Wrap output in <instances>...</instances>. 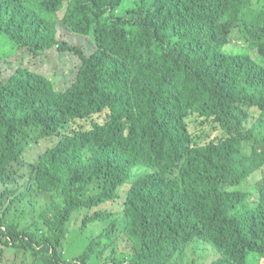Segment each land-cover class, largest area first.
I'll return each mask as SVG.
<instances>
[{
	"label": "trees",
	"instance_id": "16d2710c",
	"mask_svg": "<svg viewBox=\"0 0 264 264\" xmlns=\"http://www.w3.org/2000/svg\"><path fill=\"white\" fill-rule=\"evenodd\" d=\"M251 1L0 0L4 58L19 64L0 76L1 256L170 264L200 241L216 252L205 264L264 262V177L256 192L224 190L264 168V103L254 93L264 89V0ZM57 54L79 61L69 83L36 65L57 64ZM99 60L130 81L103 80ZM246 107L262 110L247 130ZM41 138L51 146L23 172L17 164ZM21 172L25 193L51 197L33 222L10 217L16 199L5 203ZM84 210L73 237L69 222ZM122 218L138 249L108 261V242L88 240L85 225L104 222L114 241ZM70 238L80 249L72 255Z\"/></svg>",
	"mask_w": 264,
	"mask_h": 264
},
{
	"label": "rangeland",
	"instance_id": "374dc122",
	"mask_svg": "<svg viewBox=\"0 0 264 264\" xmlns=\"http://www.w3.org/2000/svg\"><path fill=\"white\" fill-rule=\"evenodd\" d=\"M260 1L261 0H252L251 4H253L254 6H258L261 4ZM58 31L62 38L64 37L69 41L71 40L74 44H78L83 47V49L86 48L87 43L85 38L74 37L76 40H73V35L67 34L68 30L61 28V26H58ZM244 42L245 41L233 40L229 45L232 48L239 49L247 47ZM10 47L11 42L0 44V76L3 78H6L13 74L19 66V64L14 61L12 57L4 58L7 52L10 51ZM226 50L229 51L228 49ZM99 56H101V52H98V54L95 56L94 61H96ZM253 59L256 61H260L261 58L257 57L256 52H254ZM46 61V59L35 60V62H37L36 65L41 66V71L46 73L48 76L50 74L56 73L59 75L58 79L60 77L61 79L65 80L66 83H69V81L73 78L76 72V68L79 65V61L77 58H71L68 55L64 54H57V64L52 62L54 61V59H51L50 62ZM101 61L102 60H99L95 64L97 65V67L102 68L103 80L107 79L108 81L113 80L120 81L123 83H128L130 81L132 75L127 72L122 66L116 65L113 67H109L107 64H104ZM121 68H123L125 72H123ZM73 69L75 70V72L73 71ZM254 93L255 96L258 98V101L264 103V89H257L254 91ZM245 109L248 112L249 116L244 125L245 129L247 130L258 122V120L261 118L262 110L259 107H246ZM27 139L30 142L31 139L29 137ZM50 146V142L44 138H41L40 141L37 143L32 142L31 146L28 145V147L26 148V152L23 155L24 159H22L17 165L21 167L23 172H26L29 166V162H33L39 153L45 151ZM245 147L246 150L249 152L250 146L246 145ZM22 174V172L17 174L18 182L13 185V188L18 192L13 195H7L5 203L7 204L12 199H16V210L12 211L10 217H19V219L27 218L29 222H33L37 218L39 212L45 206L44 204L51 200V197L45 193H41L39 194V196H36L35 192H32V194L25 193L24 189L26 179L21 177L23 176ZM263 177L264 168L259 171H256L251 177L247 178L241 183L227 184L226 186H224V190L226 192L243 191L248 193L251 190H254V192H256L258 189L257 183ZM121 200L123 201V199ZM121 207L122 204H117L114 209L120 210ZM21 210L22 212L20 213ZM85 213V210L78 213H74L72 220L69 222V230L73 233V237L78 236ZM124 226L125 220L122 218L118 226V233L120 232V234L117 240L112 241L105 234L107 225L104 222H97L93 224L87 223L85 225V229L88 231L87 239L95 240L97 242H102V239H105V242H108L106 246H109L106 251V256L108 257H106V260L111 261L115 257H120L122 254H127L128 252H132L133 250L138 249V247H133L132 242L128 241L127 238L122 236L121 231L123 230ZM73 240L75 239L70 238L67 242L66 247V250L70 251L71 255L74 253L76 254L80 251L79 248H73V245H76V243H74L75 241ZM99 248L102 247H98V249ZM215 254L216 252L214 251V249L206 245V242L197 241L193 245L182 248L177 253L176 257L173 259L171 264H193L194 261L198 262V264H205L207 262H211L215 258ZM73 257H76V255H73ZM32 260L33 259L31 256L28 257L27 254L22 252L14 254L13 252L10 253V251L6 252L5 250L4 255H0V264H32ZM262 264H264V262Z\"/></svg>",
	"mask_w": 264,
	"mask_h": 264
},
{
	"label": "clouds",
	"instance_id": "9594fccd",
	"mask_svg": "<svg viewBox=\"0 0 264 264\" xmlns=\"http://www.w3.org/2000/svg\"><path fill=\"white\" fill-rule=\"evenodd\" d=\"M206 245H208V244L206 243ZM189 246H190V245H189ZM208 246H210V245H208ZM210 247L214 249V247H212V246H210ZM182 248H184V247H182ZM182 248H181V249H182ZM181 249H180V250H181ZM180 250H179V251H180ZM179 251H178V252H179ZM214 251H215V250H214ZM178 252H177V253H178ZM194 262H195V261H194ZM194 262H193V263H194ZM171 263H172V262H171ZM171 263H170V264H171Z\"/></svg>",
	"mask_w": 264,
	"mask_h": 264
}]
</instances>
